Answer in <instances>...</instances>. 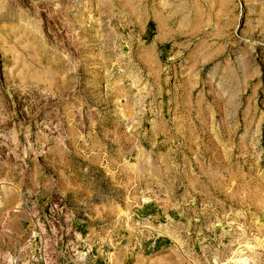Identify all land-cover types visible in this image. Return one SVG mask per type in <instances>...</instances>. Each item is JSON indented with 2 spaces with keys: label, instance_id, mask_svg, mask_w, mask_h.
<instances>
[{
  "label": "rangeland",
  "instance_id": "rangeland-1",
  "mask_svg": "<svg viewBox=\"0 0 264 264\" xmlns=\"http://www.w3.org/2000/svg\"><path fill=\"white\" fill-rule=\"evenodd\" d=\"M0 264H264V0H0Z\"/></svg>",
  "mask_w": 264,
  "mask_h": 264
}]
</instances>
